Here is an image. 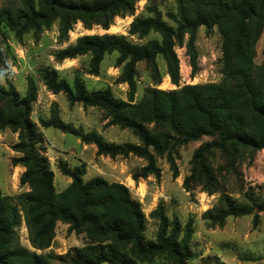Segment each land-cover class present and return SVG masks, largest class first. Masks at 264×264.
Masks as SVG:
<instances>
[{
	"label": "trees",
	"instance_id": "trees-1",
	"mask_svg": "<svg viewBox=\"0 0 264 264\" xmlns=\"http://www.w3.org/2000/svg\"><path fill=\"white\" fill-rule=\"evenodd\" d=\"M139 1L21 0L17 6L0 9V26L12 31L19 42L30 32L37 41L44 30L58 22V40L63 43L78 21L86 29L95 25L108 29L116 16L133 15ZM175 2L176 11L167 14L175 26L163 18L155 1L147 3L148 15H137L130 23V35L144 38L154 31L161 40L135 43L125 34H83L54 52L57 61L89 55L88 72L95 75L99 74L105 56L117 53L121 71L116 82L128 84L127 99L115 96L110 86L89 90L78 74L70 83L54 67L39 69L48 90L64 93L70 104L80 102L84 107L104 109L108 123L131 130L137 143L107 141L96 130L83 132L75 128L61 118L57 102L52 103L50 117L41 123L81 135L82 142L94 144L100 155L133 154L145 159L146 164L132 174L135 181L151 175L160 178L158 157L163 155L177 176V148L209 136L212 139L201 143L193 153L191 174L184 179V187L189 190L196 181L213 194L219 190V180L210 164L211 156L219 152L229 170L238 173L242 158H253L264 149V62L255 61L257 44L264 33V0ZM202 26L207 32L216 29L220 35L223 79L162 89L157 86L159 76L156 85L146 88L143 97L135 100L139 61H146L156 70L157 57L162 55L167 73L177 84L180 71L175 47L186 43L192 74L197 72L196 40ZM37 96L38 86L33 78H29L24 96L12 83L0 86V129L18 133L12 149L19 155L12 161L25 168L20 183L29 188L19 195V205L0 188V264H56L54 253L38 250L52 245L59 222L67 224L69 232L86 237L84 246L74 248L70 264H156L158 259L165 264H188L194 259L193 217L183 225L178 215L168 217L164 203L160 202L150 213L159 222L156 238L147 239L142 204L124 183L102 176L85 181L84 166L70 170L66 162L60 161V171L72 180L64 190H56L54 171L39 147L37 124L31 118ZM246 197L247 201L238 202L230 194L222 193L218 204L207 209L202 217L213 224H223L229 216L253 214L256 226L260 212L264 211V199L254 196V192ZM23 219L34 250L22 245L17 237L16 229Z\"/></svg>",
	"mask_w": 264,
	"mask_h": 264
},
{
	"label": "rangeland",
	"instance_id": "rangeland-1",
	"mask_svg": "<svg viewBox=\"0 0 264 264\" xmlns=\"http://www.w3.org/2000/svg\"><path fill=\"white\" fill-rule=\"evenodd\" d=\"M155 1L163 13V18L171 25L175 23L168 17V12L176 11L175 0H140L136 4L133 15L116 16L113 24L104 29L99 25L86 29L81 21L74 24L69 31V38L61 43L58 40V22L48 30H44L39 40H35L33 33L24 36L19 42L12 31L0 26V74L4 72L5 60L15 66V74L9 78H0V86L8 87L14 84L21 96H24L29 78H33L38 86L37 100L33 103L31 118L37 124V133L40 139L39 147L48 157L50 168L54 171V184L57 191L64 190L71 182V177L60 171V161L66 162L68 168L73 170L77 166H84L86 173L83 176L87 181L92 177L102 176L109 181H119L127 185L134 198L138 199L146 215V229L144 235L147 239H155L159 222L151 217L150 213L160 202L166 207V214L173 218L178 215L184 225L190 217L194 218L195 232L191 240V248L196 257L188 264H264V211L260 212V221L253 225V214L243 216H229L223 224H213L202 217L203 213L218 204L222 193H228L238 202L247 201V193L254 192V196L264 199V149L258 151L253 158H242L238 165V173L229 170L226 160L216 152L210 157V164L215 170L219 180V190L213 194L203 189L196 181L192 182L191 189L184 187V179L191 174V160L195 149L203 142L212 139L204 136L198 141L179 146L174 153L179 169L174 175L166 155L158 157L161 168V177L151 175L135 181L132 174L139 171L146 164V160L136 155L111 157L97 153L94 144L82 142L81 135L73 132H64L62 129L42 125L41 120H47L51 114L53 102L59 105L60 116L83 132L98 131L105 140L116 143H137L138 138L129 129L108 123L106 111L96 106L84 107L82 103L70 104L64 93L55 94L48 90L40 77L41 67H54L59 71L60 77H65L72 83L76 74L80 75L89 90L111 87L115 96L127 99L129 86L126 83L116 82L120 74L121 65L117 62V53L106 55L100 65L98 75L88 72L89 55H82L75 59L57 61L54 52L71 43L83 34L118 33L125 34L132 42L145 43L147 40L161 36L157 32H150L144 38L129 34V26L137 15H148L147 3ZM21 0H0V9L4 6H17ZM187 41V37L185 39ZM186 45V43H183ZM198 50V70L193 75L189 63L181 55L179 59L180 78L178 83L172 81L167 73L165 58L159 55L156 60V70L146 61L137 63V92L135 100L143 97L146 88L155 86L159 76L161 81L158 88L173 89L185 84L205 82H220L223 79L221 62V38L216 29L207 32L202 26L196 40ZM180 46V45H179ZM264 36L257 44L256 63L264 62ZM187 48V46H186ZM175 49H178L177 46ZM176 51V50H175ZM188 53V51H187ZM18 133L9 128L0 129V188L5 195L12 197L14 203L19 205V195L28 190L27 185L20 183V177L25 168L12 161L19 155L12 149L17 142ZM19 242L34 250L29 241V232L23 219L16 229ZM86 243L84 234L68 231V225L59 222L52 245L38 252H52L56 255V264H70L75 247H82ZM254 258V259H249ZM158 259L156 264H165ZM106 264V263H103Z\"/></svg>",
	"mask_w": 264,
	"mask_h": 264
},
{
	"label": "built area",
	"instance_id": "built-area-1",
	"mask_svg": "<svg viewBox=\"0 0 264 264\" xmlns=\"http://www.w3.org/2000/svg\"><path fill=\"white\" fill-rule=\"evenodd\" d=\"M177 48L178 49H175V50H176L178 58L179 59L181 58L179 52L177 51V50H180L181 51V55L189 63V66H190V69H191L192 68L191 58H190V55L187 53L186 45L185 44H182L180 46L177 45ZM2 69H4V72L0 74V78H2V79L11 77L12 75L15 74V71H16L15 66L12 64V62H10L7 59L5 60V67L2 68Z\"/></svg>",
	"mask_w": 264,
	"mask_h": 264
},
{
	"label": "crops",
	"instance_id": "crops-1",
	"mask_svg": "<svg viewBox=\"0 0 264 264\" xmlns=\"http://www.w3.org/2000/svg\"><path fill=\"white\" fill-rule=\"evenodd\" d=\"M263 36H264V33H263ZM263 36L261 37V39L263 38ZM261 39H260V40H261Z\"/></svg>",
	"mask_w": 264,
	"mask_h": 264
},
{
	"label": "water",
	"instance_id": "water-1",
	"mask_svg": "<svg viewBox=\"0 0 264 264\" xmlns=\"http://www.w3.org/2000/svg\"><path fill=\"white\" fill-rule=\"evenodd\" d=\"M77 136H79L78 134H76Z\"/></svg>",
	"mask_w": 264,
	"mask_h": 264
}]
</instances>
